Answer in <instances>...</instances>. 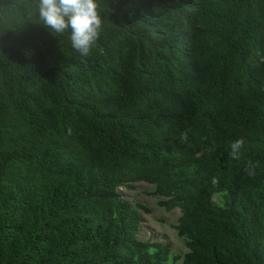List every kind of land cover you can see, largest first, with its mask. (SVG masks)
<instances>
[{
  "label": "trees",
  "instance_id": "trees-1",
  "mask_svg": "<svg viewBox=\"0 0 264 264\" xmlns=\"http://www.w3.org/2000/svg\"><path fill=\"white\" fill-rule=\"evenodd\" d=\"M35 5L0 0V264H264V0H97L86 57Z\"/></svg>",
  "mask_w": 264,
  "mask_h": 264
},
{
  "label": "clouds",
  "instance_id": "clouds-1",
  "mask_svg": "<svg viewBox=\"0 0 264 264\" xmlns=\"http://www.w3.org/2000/svg\"><path fill=\"white\" fill-rule=\"evenodd\" d=\"M37 17L42 25L56 36L67 34L71 48L80 56L89 55L102 25L97 0H36ZM186 139V135L183 137ZM242 141L231 144V154L237 155ZM249 175L253 170L247 169ZM212 183L216 180L213 178Z\"/></svg>",
  "mask_w": 264,
  "mask_h": 264
},
{
  "label": "rangeland",
  "instance_id": "rangeland-1",
  "mask_svg": "<svg viewBox=\"0 0 264 264\" xmlns=\"http://www.w3.org/2000/svg\"><path fill=\"white\" fill-rule=\"evenodd\" d=\"M151 191L152 187L145 182L136 183L132 188H120V192L126 200L143 202L150 209L143 208L141 210L142 225L139 238L170 243L172 251L183 256L188 249L173 227V224L177 223L180 210L166 211L157 204L155 197L150 195Z\"/></svg>",
  "mask_w": 264,
  "mask_h": 264
}]
</instances>
